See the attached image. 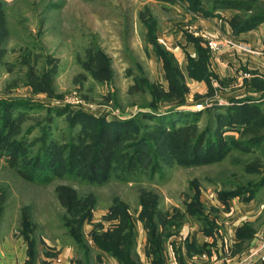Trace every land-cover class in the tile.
I'll return each mask as SVG.
<instances>
[{
	"label": "rangeland",
	"instance_id": "374dc122",
	"mask_svg": "<svg viewBox=\"0 0 264 264\" xmlns=\"http://www.w3.org/2000/svg\"><path fill=\"white\" fill-rule=\"evenodd\" d=\"M258 7L264 0H0V240L31 234L40 264H103L113 256L90 231L117 225L120 202L134 217L139 251L148 243L142 217L151 214L172 234L164 248L189 231L187 264H215V247L199 240L218 229L229 242L224 255L234 256L233 221L246 209L261 243L264 55L210 48L250 31L260 42L264 26L241 28ZM103 133L118 138L108 178L93 181ZM11 153L31 179L9 166ZM66 196H94L78 202L92 210L88 247L67 226Z\"/></svg>",
	"mask_w": 264,
	"mask_h": 264
},
{
	"label": "trees",
	"instance_id": "16d2710c",
	"mask_svg": "<svg viewBox=\"0 0 264 264\" xmlns=\"http://www.w3.org/2000/svg\"><path fill=\"white\" fill-rule=\"evenodd\" d=\"M250 3V2H248ZM242 6H246L243 4ZM250 10H253L250 8ZM255 10V9H254ZM257 10H259V14L257 16H253L252 18H249L245 20L241 28H250L251 26H256L262 22H264V8L258 7ZM167 59H165L166 66ZM1 106V105H0ZM2 107V106H1ZM5 107V113H12L13 109L12 106H4ZM171 111H168L170 113ZM8 114V115H10ZM10 124L6 121L5 127L6 129ZM108 135V134H106ZM2 135H0V140L2 142H6L7 137L1 138ZM104 133L102 136H100L99 143L94 151L93 157V163H92V172L89 175L90 179L95 180H105L108 178V174L111 168V145L113 142H115L116 138L118 137H111L107 136L106 138H103ZM1 143V142H0ZM203 139H199L198 145L203 147ZM5 145V144H4ZM87 145V144H86ZM198 146L195 147L197 149ZM86 149H89L87 146ZM76 149V147H74ZM201 149V148H200ZM201 151V150H200ZM199 151V154H200ZM194 152V150H193ZM2 154V153H1ZM4 156V154H2ZM40 153L38 154V157H35L34 159H40ZM21 155L19 153H11L8 155L7 162L9 163V166L14 167L17 169L18 173H20L24 178L31 179L32 174L31 170L28 169L25 164L23 166H19ZM26 167V168H25ZM68 199V203H72V207H69V210L66 211L65 220H67V226L70 229V232L76 236V239L79 240V243H83L88 247V244L86 242V236L88 237V233H86V230L84 228V223H89L92 220V210L86 209L85 212L81 211V205L78 203H93L94 202V196H87L83 197L82 200H75V197L72 196ZM72 200V201H71ZM77 203L78 206L74 207ZM85 206V205H83ZM76 208L77 210H75ZM86 208V207H85ZM114 212H119L120 215L114 216V218L119 219V223L115 225L112 228L102 230L98 227H94L90 231V235L92 236V240L95 242V245L97 244L100 248H102L104 251L109 252L114 258H116L120 263L122 264H138L136 254V238L134 233V217H132V214L129 212L128 207L123 205L122 203H118L116 205V208L113 209ZM2 211H0V222L2 218ZM79 215V216H78ZM148 215V214H147ZM69 216H72L73 218H69ZM146 219H143L145 223V227L147 228L148 233V243L146 245V255L149 257L154 258V262L157 264H164L165 263V257L163 254V248H162V241L164 236H170L171 233H162L159 232L157 229V225L154 222L153 215H148ZM107 219H110V215H107ZM76 220V221H75ZM79 220V222H78ZM173 222V220H170ZM76 222L77 226H76ZM174 224V223H171ZM181 225V224H180ZM76 226V227H72ZM102 226V225H101ZM100 226V227H101ZM31 225L28 226V231H32ZM25 240L29 246V253H30V260L27 264H35L36 263V256L38 255L37 247L33 244V238H31V234L24 235ZM84 250H86L85 247H83ZM180 250H178V253Z\"/></svg>",
	"mask_w": 264,
	"mask_h": 264
},
{
	"label": "crops",
	"instance_id": "0c3cea01",
	"mask_svg": "<svg viewBox=\"0 0 264 264\" xmlns=\"http://www.w3.org/2000/svg\"><path fill=\"white\" fill-rule=\"evenodd\" d=\"M218 13V12H217ZM216 13V15H217ZM215 15V16H216ZM264 22L260 23V25H257L256 27H261L264 26L263 25ZM259 29V28H258ZM257 29V30H258ZM255 30V31H257ZM254 32L250 31V33H241L239 35H229L230 40L235 43V45H233L232 47H238L236 49H234V51L239 52L240 54L243 53L245 57H247V59H251L254 60V54L256 55V51L259 52L260 54H262V56L264 55V38H262L260 40V42H257L255 44V42H252L251 39H253V34ZM250 34V36H249ZM245 35V36H243ZM248 35V36H247ZM247 39H246V38ZM245 39V40H244ZM257 44L260 45V48H257ZM256 45V46H255ZM245 47L249 48L246 49ZM255 48V49H254ZM255 50V51H254ZM223 51V50H222ZM222 56V55H221ZM220 56V57H221ZM219 55L216 57L217 61L221 64H225V60L223 62H221V59ZM251 62V61H249ZM225 67H227L225 65ZM229 70V69H227ZM242 207V206H241ZM240 212V211H239ZM254 211H250L246 209V212H244V214H242L241 216H237L238 219H236L235 221H233V227L236 228L235 233L231 234V245L233 246V248L236 250V252L234 253L233 251V255L231 257H227V255L225 256L223 251L227 250L229 248L228 246V240L227 238H221V235L223 234L222 229H218V231L220 233H213L212 235H214L213 237H207V236H202V240L200 239L199 242L200 243H204L205 245H208L211 247H215V251L214 254L219 257V259L216 260L215 264H264V258H263V251L258 250L261 249L260 248V236H261V232H262V228L261 230L257 229L254 230L252 227L255 226V222L254 220ZM232 227V228H233ZM185 228V226H184ZM183 230H181L179 232V234L183 235L184 239H181L183 241V243L181 242L180 246H176V244L174 242H167L165 248L164 246H162L163 248V252H164V257H165V263L164 264H187L184 261V258H182V255L184 256V250L186 249V243L184 242L185 238L189 237V231L186 230L185 231V235L184 232H182ZM167 240L171 239L172 234L170 236H166ZM146 245L147 243H143L140 251L143 250V252L141 253L139 251V247H137L136 249L138 251H136V254L140 256L141 262L144 264H157L156 262H154V258L153 257H149L146 255ZM214 245V246H212ZM227 245V249H225V246ZM263 249V248H262ZM178 250H180V252L178 253ZM204 250V249H203ZM239 250V251H238ZM264 250V249H263ZM238 251V252H237ZM213 254V251H212ZM232 254V252H231ZM136 255V256H137ZM204 256H206V254H204ZM180 258L181 262H176L177 258ZM72 258V259H71ZM68 258V260L70 261H66V264H70L71 261H73V257ZM182 258V259H181ZM206 258V257H205ZM48 259V258H46ZM30 260V253H29V246L27 244V242L23 241V239H7L6 241L0 240V264H27L28 261ZM38 255L36 256V263L35 264H40L38 262ZM52 260L51 258H49L48 260H44L46 261L45 263H48L47 261ZM40 261V260H39ZM103 262L105 264H122L120 263L116 258L114 257H109L104 255L103 256ZM167 262V263H166ZM51 263V262H50ZM103 263V264H104ZM77 264V262H76Z\"/></svg>",
	"mask_w": 264,
	"mask_h": 264
},
{
	"label": "built area",
	"instance_id": "2783aa9c",
	"mask_svg": "<svg viewBox=\"0 0 264 264\" xmlns=\"http://www.w3.org/2000/svg\"><path fill=\"white\" fill-rule=\"evenodd\" d=\"M231 45H235V43H233L231 40H225L224 43H220V42H216V41H212L210 43V48L214 51H222V50H225L228 46H231ZM246 49H249L247 47H245ZM261 251H263V258H264V234L262 235V238H261ZM263 248V249H262Z\"/></svg>",
	"mask_w": 264,
	"mask_h": 264
}]
</instances>
